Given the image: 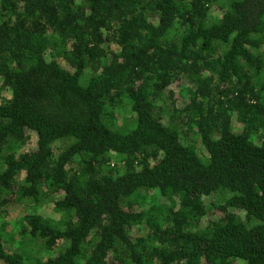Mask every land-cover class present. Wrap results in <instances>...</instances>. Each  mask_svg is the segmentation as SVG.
<instances>
[{
  "label": "trees",
  "instance_id": "16d2710c",
  "mask_svg": "<svg viewBox=\"0 0 264 264\" xmlns=\"http://www.w3.org/2000/svg\"><path fill=\"white\" fill-rule=\"evenodd\" d=\"M212 7L0 0V264H264V0Z\"/></svg>",
  "mask_w": 264,
  "mask_h": 264
},
{
  "label": "rangeland",
  "instance_id": "374dc122",
  "mask_svg": "<svg viewBox=\"0 0 264 264\" xmlns=\"http://www.w3.org/2000/svg\"><path fill=\"white\" fill-rule=\"evenodd\" d=\"M219 2V0H212V9H214L216 7V4ZM165 106H166V103H165ZM191 141V142H190ZM189 142L192 143L194 142L193 139H191ZM195 146L196 147H200L198 141H195ZM43 214H45V204L44 205H38L37 207ZM10 213L8 215V220L10 219L11 221H14L16 218H21V213H22V210L20 207H12L10 208ZM52 256V255H51Z\"/></svg>",
  "mask_w": 264,
  "mask_h": 264
}]
</instances>
